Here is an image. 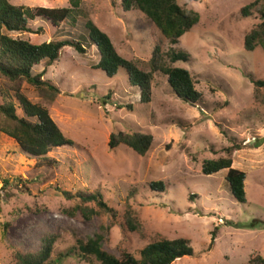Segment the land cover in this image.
<instances>
[{
	"label": "rangeland",
	"instance_id": "1",
	"mask_svg": "<svg viewBox=\"0 0 264 264\" xmlns=\"http://www.w3.org/2000/svg\"><path fill=\"white\" fill-rule=\"evenodd\" d=\"M8 1L32 10L70 7L69 0ZM256 1L245 16L242 9ZM178 2L201 18L173 47L142 13L124 12L121 0H81L80 9L57 30L38 19L31 23L35 33L10 34L39 45L78 38L91 21L127 60L148 61L157 45L164 52L174 48L190 56L174 66L190 72L202 100L183 103L167 78L156 74L151 102L142 104L139 88L130 86L124 70L109 78L94 69L99 54L87 44L86 55L68 47L59 62L35 66L33 76L44 73L42 80L59 93L28 82L21 84L20 93L45 108L72 145L49 149L48 161L42 162L0 133V264H15L17 253L37 252L47 233L61 236L51 256L55 264H96L95 258L65 257L78 239L94 238L101 228L106 230L103 248L117 258L136 256L157 241L185 238L195 256L173 264H255L256 258L264 259V88L252 84L264 80V42L253 52L244 50L245 37L260 22L264 0ZM18 113L24 116L21 108ZM119 132L152 135L150 149L144 156L125 145L110 149L111 135ZM234 144L247 146L231 155L232 168L246 174V204L233 198L228 170L202 173L206 160L227 157L224 150ZM158 182L163 191L152 190ZM66 192H100L120 218L72 216L68 211L80 199H68ZM190 196L196 197L191 201ZM128 208L141 223L139 231L129 232L121 220Z\"/></svg>",
	"mask_w": 264,
	"mask_h": 264
},
{
	"label": "trees",
	"instance_id": "2",
	"mask_svg": "<svg viewBox=\"0 0 264 264\" xmlns=\"http://www.w3.org/2000/svg\"><path fill=\"white\" fill-rule=\"evenodd\" d=\"M178 1L121 0V5L126 13L132 10L142 13L173 47L199 23L201 18L198 12L179 5ZM257 4L259 1L244 7L243 14L247 16L248 11ZM69 5V8L32 10L23 6H14L8 0H0V81L2 82L0 133L14 139L23 153L47 162L49 149L72 145V142L65 138L52 120L48 111L39 105L32 104L20 93L21 84L28 82L38 89H48L52 95L58 94L59 89L53 83L42 80L44 73L33 76L32 71L42 62H47L49 65L59 62L62 51L68 47L74 48L81 55H86L88 46H95L99 54V62L94 69L104 72L109 78L115 77L120 70H124L130 86L139 88L142 104L147 105L151 102L152 84L156 74L167 78L169 86L183 103L190 105L201 102L202 95L196 90L194 78L190 72L174 66L180 61L188 62L190 56L174 48L164 52L157 45L150 60L138 58L127 60L117 53L110 38L91 21L85 24L84 35L69 40H54L36 45L10 35L35 33L31 28V23L38 19L45 21L55 30L59 29L73 11L80 9L81 0H69ZM259 14V24L245 37L244 50L246 52H253L261 42H264V3ZM252 84L256 90L264 88V80H253ZM18 108L22 109L24 116L18 113ZM152 141L153 137L150 134L119 132L111 135L108 146L110 149H116L120 145H125L138 156H144L150 149ZM244 147L247 146L234 144L224 150L227 157L206 160L202 166V173L206 176L228 170L226 181L233 198L240 204L247 202L246 174L232 168L231 155L234 151L244 149ZM7 185L8 182L5 181L3 188ZM151 188L154 191H163L164 185L160 182L153 183ZM64 195L68 199L74 197L80 199V204L74 210L68 211V214L72 216L79 213L85 220H91L94 216H107L114 222L120 218H118L119 213L104 201V196L100 192L78 193L77 196L66 192ZM195 197L190 196L191 201ZM121 220L129 232L141 229V223L131 208L126 209ZM105 231L101 228L94 238H89L87 241L78 239L65 259L72 256L83 260L95 258L96 264H173L179 259L195 256L190 241L179 238L151 243L139 250L136 256L125 253L121 258H117L102 246ZM215 236L216 232L213 234L212 242ZM60 238L59 234H44L39 250L35 253H17L15 264H55L56 261H53L51 256ZM253 263L264 264V259L256 258Z\"/></svg>",
	"mask_w": 264,
	"mask_h": 264
}]
</instances>
